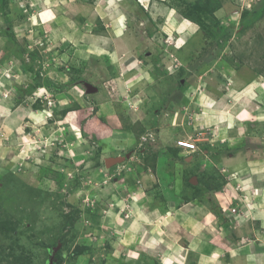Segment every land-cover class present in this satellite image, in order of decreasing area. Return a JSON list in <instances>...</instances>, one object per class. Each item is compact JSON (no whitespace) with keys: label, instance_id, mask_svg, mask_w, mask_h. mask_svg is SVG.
Instances as JSON below:
<instances>
[{"label":"rangeland","instance_id":"1","mask_svg":"<svg viewBox=\"0 0 264 264\" xmlns=\"http://www.w3.org/2000/svg\"><path fill=\"white\" fill-rule=\"evenodd\" d=\"M67 2L0 0V80H8L4 88L11 91L8 82H14L20 96L13 103L15 112H0V264H49L51 259L54 264H78L79 255L111 249L108 233L115 225L105 219L116 213L125 227L131 214L125 203L109 208L118 192L106 191L108 177L123 180L130 167L126 159L108 166L110 158L131 154L133 164L140 159L158 173V183L146 192L162 211L166 200L161 182L186 199L210 201L212 192L200 189V194L194 187L207 179L218 181L220 173L209 175L216 168L205 167L210 160L203 161L210 147L213 156L223 150L209 141L218 135L205 130L200 136L195 155L202 163L196 167L191 160L180 161L174 151L178 147H170L189 133L190 119L184 129L175 126L187 96L194 95L191 86L201 82L203 89L224 93L231 69L242 67L264 76V0H163L152 2L148 11L138 0H75L78 10L66 7ZM95 10L107 19L96 17ZM173 19H186L196 28L184 45L181 25ZM121 23L124 36L137 44L141 67L128 70L121 52L115 54L120 59L114 65L107 56L84 61L71 47L72 42L88 44V30L89 35H103L107 27L117 29ZM209 52L210 62L204 59ZM88 86L97 94L88 92ZM91 99L102 102L103 110ZM145 124L151 126L143 132ZM116 132L132 134V152H112ZM153 132L159 137L155 142ZM164 133L170 140L161 137ZM85 264L101 263L89 258Z\"/></svg>","mask_w":264,"mask_h":264},{"label":"crops","instance_id":"2","mask_svg":"<svg viewBox=\"0 0 264 264\" xmlns=\"http://www.w3.org/2000/svg\"><path fill=\"white\" fill-rule=\"evenodd\" d=\"M156 1L163 0L143 2L138 0L140 6L147 11L152 2ZM74 3L75 0H70L65 4L68 8L77 6V10L80 9ZM94 13L102 20L107 19L106 14L101 16L97 10ZM184 21L174 20V23L181 25L179 33L183 34L180 37L183 45L187 43V37L196 31L194 26L189 27V21L186 19ZM75 27L78 30V25ZM111 27V29L107 27V34L91 33L92 37L88 33L90 30L85 31V37H90L88 44L77 45L72 42L71 47L77 49V55H82L81 59L84 61L91 58L97 62L107 56L114 65L120 59L115 57V54L121 52L125 59L124 64L129 65L128 70L136 69L138 65L141 67L144 61L134 51L137 48L135 41L124 36L126 31L124 24L121 23V27L117 29L113 24ZM59 30L60 34L64 31ZM117 30H121L120 35L117 34ZM76 33L81 34L79 30ZM81 36L83 37V33ZM82 48L90 50L89 54L81 51ZM230 73L228 79L232 84L224 85L226 87L224 93L201 88L200 80L198 81L200 83L191 86L194 88V95L191 99L189 95L187 96L179 124L175 126V129H184L186 119H190L189 133L177 141L192 136L201 142L200 136H203L205 130L211 135H218V138L213 136L209 141L213 147L217 143L216 146L223 150L217 156H213L215 149L210 147L205 153L207 159L203 161L207 163V160H210V164L205 167L214 166L216 170L218 169V172L210 170L209 175L220 173V176L217 174L218 181L215 178L213 181L207 179L206 182H200L198 187L203 191L206 189V194L212 192L213 198L210 201H203L198 197L199 199L190 198L187 201L184 195H176L174 189L168 188L166 183L162 185L161 182L160 190L165 193L166 200L163 203L164 210L153 207L146 191L150 185L158 183L159 175L151 172L150 167L141 164L140 159L138 164H133L134 157L128 154L126 160H129L130 167L124 179L111 181L115 177L113 174L108 177L105 188L109 192L110 189H114L113 192L117 190L118 195H112L115 201H109V208L125 203L126 210L131 214V218L130 214L127 217L130 219L129 223L127 225L125 223L124 227L122 222L121 228V215L114 213L115 217L111 220L107 217L105 222L115 225L113 231L108 233L111 249L103 250L101 252L103 255L95 251L79 255L78 264H85L89 258H92L94 263L101 264H264V76L262 71L254 70L253 75L250 70L243 67L236 71L231 69ZM147 74L149 75L148 70ZM4 82L0 80L2 114L15 112L14 104L20 97L14 82H8L10 86L7 87L14 88L16 92L10 88L5 89ZM224 83L226 82L220 85ZM129 87H133L132 84L128 85ZM3 92H9L10 96L5 98ZM93 94H97V91ZM89 102L95 103V100L91 99ZM95 106L100 107L99 111L103 110L102 102L99 105L96 102ZM26 113L29 116L32 112ZM29 119H32L31 116ZM140 119L142 121V118ZM149 126L151 125H144L145 131ZM175 129L171 132L172 145L177 134L174 133ZM165 132L168 133V130ZM157 137L155 134L150 139L155 142ZM161 137L167 139L169 134L164 133ZM113 138L112 152L129 150L130 153L136 145L132 134L126 136L122 133L118 135L116 132ZM142 141L141 145L147 142L146 138ZM174 149L179 154V160L180 158L191 160V166L194 167L202 163L195 155L198 151L189 153L179 147ZM217 158H219L217 163L212 161ZM173 162L176 163L177 159ZM125 180L126 182H122ZM121 194H125V197ZM118 197L124 198L125 202L117 201ZM105 255L108 256L107 259L97 260Z\"/></svg>","mask_w":264,"mask_h":264},{"label":"built area","instance_id":"3","mask_svg":"<svg viewBox=\"0 0 264 264\" xmlns=\"http://www.w3.org/2000/svg\"><path fill=\"white\" fill-rule=\"evenodd\" d=\"M177 146L179 148L186 150L189 153H193V152H196L199 150L197 140L194 139V137H192V136H190L186 139L179 140L177 142Z\"/></svg>","mask_w":264,"mask_h":264},{"label":"water","instance_id":"4","mask_svg":"<svg viewBox=\"0 0 264 264\" xmlns=\"http://www.w3.org/2000/svg\"><path fill=\"white\" fill-rule=\"evenodd\" d=\"M96 89L91 87V86H88V92H95ZM129 155H127L126 157H128ZM126 157H115V158H110L109 160L106 161V164L109 166L111 164H117V163H120L122 162L123 160L126 159ZM195 179V178H194ZM49 264H54V261L53 259L50 260Z\"/></svg>","mask_w":264,"mask_h":264},{"label":"trees","instance_id":"5","mask_svg":"<svg viewBox=\"0 0 264 264\" xmlns=\"http://www.w3.org/2000/svg\"><path fill=\"white\" fill-rule=\"evenodd\" d=\"M212 57H213V55H212V52H209V53H207V55L204 57V59L207 61H209L210 59H212ZM210 62V61H209ZM263 73V72H262ZM143 132H145V130H143ZM175 152H176V154H177V156H179V154H178V152H177V150H174ZM177 156L176 157H174V158H177ZM194 191L195 192H199L200 194H201V191H200V188H196V187H194ZM193 198L195 199V198H198L197 196H193ZM192 198V199H193ZM190 198H188V199H186L187 201L189 200ZM199 199V198H198Z\"/></svg>","mask_w":264,"mask_h":264}]
</instances>
